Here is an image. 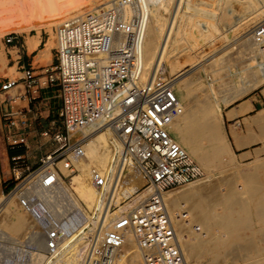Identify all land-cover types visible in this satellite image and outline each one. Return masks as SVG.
<instances>
[{
  "label": "built area",
  "instance_id": "obj_1",
  "mask_svg": "<svg viewBox=\"0 0 264 264\" xmlns=\"http://www.w3.org/2000/svg\"><path fill=\"white\" fill-rule=\"evenodd\" d=\"M102 8L65 19L55 28L53 61L46 74L48 82L58 87L61 108L52 125L39 133L40 138H49L53 149L10 192L35 227L21 239L0 230V264H34L38 259L40 264H48L60 242L71 235L79 237L81 264H118L129 230L142 250L144 264H187L162 196V191L203 176L200 166L170 132L182 105L165 63L159 62L150 82L142 81V18L126 20L116 1ZM251 34L264 67V19L254 25ZM21 61L20 55L18 63L30 90L35 86L33 68ZM15 85L8 81L2 90ZM26 116L27 111L4 114L12 148H29ZM97 123L109 129L114 138L107 169L93 178L97 200L86 215L72 204L59 177L65 181L78 171L74 161L84 156L83 136ZM39 144L43 147L47 143ZM60 163L69 170L68 175ZM130 169L137 171L153 193L135 212L112 219L114 209L124 203H118L121 193L133 181ZM188 219L184 212L183 220Z\"/></svg>",
  "mask_w": 264,
  "mask_h": 264
},
{
  "label": "bare ground",
  "instance_id": "obj_2",
  "mask_svg": "<svg viewBox=\"0 0 264 264\" xmlns=\"http://www.w3.org/2000/svg\"><path fill=\"white\" fill-rule=\"evenodd\" d=\"M113 1H116L118 3V5L122 10L123 17H125L126 20L130 21L131 19L137 16L142 18L144 25V39L141 45L142 59L144 65V73L142 76V81L150 82L153 79L157 67L159 65V62L165 63L167 65L165 66V72L166 74H168L169 77L172 78L175 92L182 105V112L176 119L173 120L170 128V132L174 135V139L183 147V149L188 154V156L200 166L201 170L203 171L205 170V172L207 173L208 171H210L211 165L215 163L214 161L220 158V156L225 151H227L226 145H218L219 142L223 139L219 123L221 122L222 119L224 106L238 98L241 99L242 96L248 94L250 91L258 88L264 83V67L262 66L259 60L258 48L251 34L254 25L261 19H264V4L260 6H256L254 3L252 7L249 6L251 7L250 10L248 9L250 13L247 10V13H249L248 16L245 15L240 17L239 21L237 20L238 18L237 19L235 18V20L232 21L230 20L231 23H233L236 20L238 22L236 25L233 23L235 26L232 28V31L234 29L232 36H228L227 34L228 37L225 36L224 37L225 39L221 37L223 39L222 41L220 38V41L224 44V46H221L222 43L220 41H217L216 43L214 42L211 46L206 47V50L204 49L203 53L202 52L200 53L199 52L200 49H199L198 50L199 53L196 55H192L190 53H188L190 55H187L185 54L187 52L183 54V51L181 50V46L185 42L181 44L180 41L186 40L187 38L191 37L190 33L187 32V30H190L191 27L190 28L188 27V29L186 28V26H188V23H192L191 18H189L190 16L186 17L183 15V11H184L183 9L186 8V6L189 7V5L185 4L186 0H0V9L3 10L2 12L0 11L2 13V14L0 13V16L5 15V17H9L10 20H12L11 18H14V20L15 18L16 19L18 18L19 19L17 22L18 24L16 23L15 25L17 26V28H21L19 32H28L30 31L31 28L29 26L37 28V30H41V28L39 29L40 25L42 26L47 25L49 28H51L56 24L57 27L60 24V23L57 24V22L63 20L66 16H69L70 14H73L75 12H79L80 14H83L89 11L100 10L103 9L102 7H105L107 4ZM223 1L224 0H220L222 4ZM231 1L233 6L235 0L234 2L233 0ZM217 2L216 4L215 3L213 4L216 6L218 5ZM220 2H218L219 5ZM249 7L244 6L242 10ZM238 14L239 13H237V15H234V17H237ZM205 17L208 16H204V18ZM207 19H210V17ZM5 20H1V21H5ZM187 20H189L190 22L187 23ZM214 26H215L214 23L208 25L202 24V27L204 29L202 27L201 28L202 30H207L208 32H210L213 30L212 28H214ZM218 26L220 27V25ZM194 27L196 26L194 25ZM197 31L199 32L198 29ZM229 32L230 31H228V33ZM216 33L217 34L222 33L221 29L219 28V30ZM40 38L41 36L40 34H38L35 36H30L29 40L33 41L32 44L34 43V45L36 46L39 43ZM123 38L124 35L121 34L120 40H122ZM209 38L210 36H208L207 40ZM192 41L195 42V39L192 38ZM159 43H160V47H157L158 51L156 54L157 59L156 61H154L152 56L153 48H155L154 45L157 46L159 45ZM207 44L208 43H206V45ZM51 45L52 44H50L49 42L48 44H46L45 52L42 54L43 56L45 54L48 55V57H50V53L52 49ZM238 46L242 51V55L248 57L249 65L247 67V71L250 72L252 79L248 83H245L244 85L239 84L240 86H235L232 84V82L231 83L225 82L224 80L227 79L228 77L226 76L227 78L224 79V76L222 75V71L225 72L224 70L226 69L227 71L229 70L227 63L230 60L232 61V59H229L231 57H227V58L222 57L220 54L221 52L224 53L229 52L230 50H233L234 47L236 48ZM35 48H37V46ZM221 57L222 59L223 58L224 59L222 60V62L218 63L219 59L221 60ZM192 58H195L193 65L189 63V60H191ZM44 59L45 58H43V60ZM0 63L2 64L5 63V57L2 52H0ZM207 67L211 68L212 75L217 76L216 78L218 79V81L220 80L223 83H220L218 85L220 87L222 86L221 88H218L217 86V88L220 91H216L213 88H210L211 86L209 87L210 88L209 89L206 86L208 88L207 89L208 91L207 90L205 91L206 93L205 97H207V99L200 101L197 99V96L195 94L196 92L195 83L196 81H198V79H200L199 71L202 69H207ZM226 72L224 73L225 75ZM10 82L13 83L15 81L13 82L10 81ZM243 109L248 111V109L246 108ZM241 112L243 114V112L245 111L241 110L240 113ZM226 115L229 117V119L230 118L232 119V117L236 115V112L232 108L228 110ZM258 119H260V123L263 126L262 128H264V114L262 118L260 117ZM256 121L257 120L255 119L254 122L256 123ZM262 128H260L261 129L260 131H262ZM234 132L235 131H233V133ZM263 132L264 130L261 132V136L259 138L255 137L256 139H253V141H249V142L253 143L257 141H264ZM83 137H84L83 140L84 156L74 161L79 173L73 175V178L71 180L72 188L66 185L62 177H59V180L62 182L63 188L67 192V195L69 196V199L72 202V204L78 205L80 208L83 209V212L87 215L88 210L84 208V205L82 203L83 201L79 200L78 198H82L88 204V207H90L88 209L92 210L95 207L97 195L93 186V178L95 177L96 174H101L107 169L110 160V142L113 141L114 137L111 131L100 123L88 127ZM202 139H206L208 141V144L205 146L202 145L201 144ZM260 166H261L259 168L261 171L260 175H262V173H264V164ZM59 167L64 174L68 175L70 173L63 163H60ZM247 176L244 175L241 177H244L248 180V182L245 183L246 185L244 183H243L244 185L243 184L242 185L244 187L248 186L251 189L250 205L252 206L254 217H253L252 226L250 225V227L252 228V231H254L257 234V242H260V240L262 241V239H260L259 236L264 235V176L263 175L262 176L258 175L255 177H253V175L251 177L250 176L247 177ZM241 177H239V179ZM207 179L208 178L202 180L201 182L195 181L196 183L195 182L189 183L190 186L178 192L162 191L163 199L174 221L177 236L181 248L183 250V253L185 255L186 262L187 260L191 261L192 258L197 257L199 255V252H201V250L207 244L215 242L216 239H221L222 242L224 241V243L227 244L230 241L231 234H234L236 235V237H239V238L234 237L235 239H240L242 236L241 233H238V228L240 227V223L243 222V219L241 218L239 219L238 217L233 216L236 214H234L235 209L231 208L233 202L230 197H226V198L224 197L223 200L226 206L229 207L228 209L231 212L229 214L227 213L228 217L226 216L227 214L223 213L225 214L226 217L223 216L224 219L222 218V221H220L222 222L223 228L224 227L226 228V232L220 233V230H214V232L216 231V233H213L211 231V224H212L211 220L213 218L214 220L215 218L217 219V215L219 213L217 214L216 211L218 210H216V208H215L216 210L215 212L217 215L215 214L213 215V213L209 212L210 205L209 202H207L208 200H206L207 197L205 198L207 194L201 192L205 190L203 189V187H205L204 186L205 182H209V180ZM213 181L214 180L212 179V182ZM214 182L215 185L218 183L216 181ZM128 185L121 193V197L123 198L122 200L124 201L136 195L141 189L138 185H136V183L134 184V182L133 184L131 185L128 184ZM213 187L214 189H216L215 186ZM214 189L212 190V193H215L213 192ZM73 191H76L78 196ZM207 191L205 190V192ZM218 192H219V188H218ZM152 193H153V188L147 192H143L137 195L135 197L136 199H133V201L128 206L127 205L122 206L119 204L120 208L118 211L113 213V215L111 216L113 217L112 219L122 215L125 212L126 213L135 212L137 209L142 207L145 202H147L148 198L152 195ZM200 193H202V195ZM215 196L217 197L221 195L219 194ZM211 197L214 198L212 195ZM208 199L210 201L211 198L208 197ZM119 200H121L120 197ZM214 200H212V202ZM221 203H218V205H220ZM246 203L244 202L243 204H241L240 208L245 210L248 205ZM134 204L135 205L139 204V206L133 209ZM184 206H186L185 208H187L188 209L187 212H189L188 220H183L182 210ZM219 208H220L219 210L221 211L222 209L221 206ZM129 210L131 211L129 212ZM223 214H220V216H222ZM202 226L203 229L201 228ZM30 227H31V222L28 219V216L15 203L14 199L8 201V198L0 197V230L6 232L7 235L9 236L19 237L22 236V234L28 232L27 230ZM196 227H199L200 230L202 231L196 233L197 232ZM135 243L137 244L135 236L133 232L129 230L124 236V242L121 248L118 262L122 263L127 258L126 260L127 263L129 260L130 264H142L138 250L135 247ZM139 251H141L143 257V253L140 248ZM263 252H264L263 248L260 249L259 252L257 251L258 255L256 258L257 260L256 262H262V260H264ZM48 264H81V247H80L79 237L75 235H71V236H67V238L62 240L60 242V245L56 253L50 259ZM187 264L189 263L187 262ZM262 264H264V261Z\"/></svg>",
  "mask_w": 264,
  "mask_h": 264
},
{
  "label": "rangeland",
  "instance_id": "obj_3",
  "mask_svg": "<svg viewBox=\"0 0 264 264\" xmlns=\"http://www.w3.org/2000/svg\"><path fill=\"white\" fill-rule=\"evenodd\" d=\"M215 1L220 2V0H188V1L186 0L185 1L186 2L185 4L189 5V7L186 6V8L183 9L184 10L183 15L186 17L190 16L189 18H191L192 23H188V22H190L189 21L190 19L187 20L188 26H186V28L188 29V27L189 28L191 27L190 30H187V32L190 33L191 37L187 38L186 40L180 41L181 44L185 42L181 46V50L183 51V54L185 52H187V53H185L187 55H190V54L196 55L199 52L203 53L204 49L206 50V47L211 46L214 42L216 43L217 41H220L221 37L223 39H225L224 37L227 36V34H228V36H232L233 31H234V29L232 31V28L237 24L240 17L245 16V15L248 16L250 13L249 10L254 5V3L256 6H260V5L264 4L263 3L264 0H250L252 3L249 0H241V1L235 0V2L233 0L234 3L232 6L231 0H224L225 2L223 1V4H222V2H220V5L217 2L218 5H216L217 6L216 7L213 4V3L216 4ZM211 3L213 6L211 5ZM248 3H250V4H248ZM244 6H246V7L251 6V7L245 8L244 10H242L244 8ZM232 7L235 9H233ZM202 8H204V9H202ZM211 8H213V9H211ZM247 10L249 13H247ZM0 11L2 12L3 10L0 9ZM214 11H215V13H214ZM236 12L239 14L237 17H234V15H237ZM79 14H80L79 12H75L73 14H70L69 16H66L63 20H60L59 22H57V24L61 23L65 19L77 16ZM216 14H217V16H216ZM224 14H227V15H224ZM229 15H231V16H229ZM204 16H208V17L204 18ZM227 16H229V17H227ZM209 17H210V19H207ZM211 17H214V18H211ZM215 17H216V19H215ZM217 17H218V20H217ZM229 18H231V19H229ZM235 18L236 19L238 18L237 19L238 21L237 20L234 21L233 22L235 24L234 25L233 23H231V21L235 20ZM0 19L1 20L6 19L5 21L0 20L1 21L0 22V52H2L4 54V57H5V63H3V64L0 63V94H1V100L4 101V104H6V103H8V99L5 97V93L7 91L2 90V86L5 83H7L8 81H10V79H12L11 80L12 82L16 81V85H17L19 82L18 81L19 78L24 76V74L19 73V71L22 70L21 65L18 63V59L20 58V55L22 56V61H21L22 63L23 62L27 63L29 57H31L33 55V51H30L27 48V41H28L29 37L40 34L42 43L38 47V49H36L37 51L44 48L45 44L46 43L48 44V42L50 44H52L51 46H52V50H53V48L55 46V34L54 33H55L56 24L54 26H52L51 28H49L47 25L46 26L40 25L39 29L41 28V30H37V28L29 26V27H31L30 31L19 32L21 28H17V26L15 25L19 20L18 18L17 19L15 18V20H16L15 21L14 18H11L12 20H10L9 17H5V15L4 16L1 15ZM185 19H187V18H185ZM212 23L215 24L214 28H212L213 29L212 31L208 32L207 30H202V28H203L202 24L208 25V24H212ZM194 25L196 27H194ZM199 25H200V27H199ZM218 25H220V27ZM225 26L226 27L229 26V27L226 28ZM218 27L221 29L222 33H218V34L216 33L219 30ZM196 28L199 30L200 33L197 31ZM228 31H230V32L228 33ZM215 34H216V36H215ZM208 36H210V38H209L210 40L208 39L209 41L207 40ZM214 36H215V38H214ZM12 37H16V39L12 43H9L8 39H11ZM192 38L195 39V42L192 41ZM222 38H221V41L223 40ZM204 41L208 44L206 45V43ZM202 44H204V45H202ZM222 44H221V46H224V44L223 45ZM200 45H202V46H200ZM154 47L155 48H153L152 56H153L154 61H156V59H157L156 54L158 51L157 47H160V43L157 46L154 45ZM198 50H199V52H198ZM27 53H28V56H26ZM188 53H190V54H188ZM220 55L222 57H225V58L231 57L229 59H232V61H233V62L231 60L229 61V59H228L229 62L227 63V66H228L229 72L227 71V69L224 70L225 72L227 71L226 75L224 74L225 72L222 71V75L224 76V79L227 77L229 78V79L227 78L228 81H227V79H225L224 80L225 82H230V83L232 82L233 85L240 86L239 84L244 85L245 83H248L252 79L250 72L247 71V67L249 65L248 57L242 55V51L240 50L239 46L236 48L234 47V49L230 50L229 52H225V53L221 52ZM222 57H221V60L219 59L218 63L222 62V60L224 59V58L222 59ZM200 60H202V59H200ZM194 61H195V58H192L191 60H189V63H191L193 65ZM51 62H52V54L50 56V63ZM165 66H167V65L165 64ZM230 66H232L233 68ZM208 68L209 67H207V69ZM207 69H202L204 71H202V70L199 71V76H200L199 78L200 79H198V81H196V83H195L196 84L195 85L196 86L195 87L196 88L195 94L197 96V99L200 101L207 99V97H205L206 96L205 91L210 86H211L210 88H213L216 91H220L218 88H221L222 86L220 87L218 85L220 83H223L220 80L218 81V79L216 78L217 76L212 75L211 68H209L208 70ZM209 74H210V76H209ZM208 76H209V78H208ZM210 77H211V79H210ZM215 78H216V80H215ZM217 86H218V88H217ZM263 86H264V83L261 86H259L258 88L250 91L248 94L242 96L241 99L240 98H238L239 100L236 99L238 101L234 100V101H232V102H230L224 106L222 119H221V122L219 123L223 139L221 140L222 143L220 141L218 145H226L227 151H225L220 156V158H218L216 160L217 162L214 161L215 163H213L211 165V169H210L211 172L208 171L206 173L205 170L204 171L202 170L203 176L200 178V180L196 181V182H199V181L201 182L202 180H205L206 178H208L207 180H209V182H205V184H204V186L208 189V191L205 187H203V189H205L208 193L205 192V190H203L201 192L204 194H207V195L211 194L214 197V198H212L211 195L205 196V198L207 197L206 200H208L207 202H209V205H210L209 206V209H210L209 212L213 213V215L214 214L217 215L219 213L217 215V219L215 218V220H214V218H213L211 220V223H212L211 224V231L213 233H216V231L214 232V230H220V233L226 232V228L225 227L223 228L222 222H220V221H222V218L224 219L223 216H225V214H227V213L229 214L231 212V211H229V209H228L229 207L226 206V204L223 200L224 197L225 198L230 197L232 202H233L231 208L235 209L234 214H236L233 216H236L239 219L240 218L243 219V222L240 223V227L238 228V233H241L242 236L240 239H235V238H239V237H236V235L231 234L230 241L227 244H225L224 241L222 242L221 239H216L215 242L207 244L201 250V252H199V255L197 257L192 258L191 261L187 260V262L189 264H262L264 261V260H262V262H256L257 261L256 258L258 255L257 251L259 252V250L262 248L264 250V235L259 236V238L262 239V241L260 240V242H257V234L254 231H252V228L250 227V225L252 226L253 217H254L253 216V214H254L253 209H252V206L250 205L251 189L248 186H246V187L243 186L245 183L248 182V180L244 177H241L244 175H246V176L248 175L247 177H249V176L251 177L252 175H253V177L258 176V175L264 176V173H262V175H260L261 171L259 169L261 167L260 165L264 164V153H260V152L254 153V152H251L249 150L241 152V153L234 151V149L232 148V145H231L229 135H228V124H227V121L225 119V115L228 112V110L237 106V104H239L244 99H246L252 92L261 89ZM173 137H174V135H173ZM48 140H49L48 137H42V138L37 140V143L30 146L28 149H26L24 146L12 148V146H10L11 142L7 139V133L5 134V142H1L2 145L4 146L3 151L5 150L4 151L5 154H6V150L14 151V152L23 151V155H21L23 157L21 160H18L15 162L12 159L10 160V162H7V158L5 160H3L1 157V154H0V197L8 198V201L14 199V201L16 203L15 198H13L12 193H10L11 189L22 179V177L27 175L31 169H34L39 165V163H40L39 160L41 159V157H43L45 155V153H47L53 149V146L51 145V143L47 142ZM45 142L47 144H45L43 147H41L39 143H45ZM201 144L205 146L208 144V141L206 139H202ZM28 146H29V142H28ZM26 151L27 152L29 151L28 155H26ZM78 173L79 172L76 171L75 174H78ZM129 173H130L129 178H132V180H133L132 183H130V185L133 184V182H134V184L136 183V185H138L141 189L139 190V192L136 195L127 199L126 201L122 200L123 198L120 196L121 200H119L118 203L121 201H124V203H122V206H126V205L128 206L133 201V199H136L135 197L137 195H139L143 192H147V191L152 189V187H148L146 185V181L139 176V174L137 173V171L135 169H130ZM17 177H19V179ZM239 177H241V178L239 179ZM72 178H73V175L71 177H69L67 180H65L67 185L71 186V188H72V185H70L68 182H71ZM212 179L218 183L215 185V182L214 181L212 182ZM210 180L212 183L210 182ZM213 183H214V185H213ZM71 184H72V182H71ZM210 185H212V186H210ZM188 186H190V185L186 184V185H183L179 188L171 190L169 192H176V191L178 192V191H180V190H182ZM213 186H215L216 189H214ZM126 187H127V185H126ZM212 188L214 189L213 192H215L216 194L212 193V190H213ZM218 188H219V192H218ZM215 190H217V191H215ZM209 191H211V192H209ZM73 192L77 195L76 191H73ZM217 192L221 196L216 197L215 195H219ZM202 193H200V194L202 195ZM213 194H215V195H213ZM201 195H199V196H201ZM202 197H204V196H202ZM208 197H210L212 200H214V199L215 200L212 202V200L210 199V201H209ZM217 198L220 200V202ZM78 199L83 201L82 203H83L84 207L88 210V213H89L90 209H88V208H90V207H88V204L82 198H78ZM221 202H223V203H221ZM244 202L245 203L247 202L246 204H248L245 210L240 208V205L243 204ZM218 203H221V204L218 205ZM236 205H238V206H236ZM138 206H139V204H136V205L134 204L133 209H135ZM220 206L222 208L221 211L219 210ZM185 207L186 206H184L182 213H184V211H185L189 216V212H187L188 209ZM119 208L120 207L114 209L113 212L118 211ZM215 208L219 212L216 211ZM133 209H131V210H133ZM131 210H129V212ZM225 210H227V211H225ZM215 211L217 212V214ZM223 213H225V214H223ZM220 214H223V215L220 216ZM228 214L226 215L227 217H228ZM28 219L31 222V227L27 230L29 232L31 229H33L35 227V225H34V222L30 216H28ZM216 225L218 228L216 227ZM198 226H200V225H198ZM201 228L203 229V226ZM253 230H254V228H253ZM28 232L22 234V236H19V237L14 236V237L21 239V238L25 237V235H27ZM196 233H198V232H196ZM250 244H252V245H250ZM135 247L138 250L141 263L144 264V259L142 257L141 251H139V248H138L136 243H135ZM263 254H264V252H263ZM126 260H127V258L123 261L124 263L118 262V264L119 263L120 264H128L129 260H128V263ZM39 263H40V259H38L37 263L35 262L34 264H39Z\"/></svg>",
  "mask_w": 264,
  "mask_h": 264
},
{
  "label": "crops",
  "instance_id": "obj_4",
  "mask_svg": "<svg viewBox=\"0 0 264 264\" xmlns=\"http://www.w3.org/2000/svg\"><path fill=\"white\" fill-rule=\"evenodd\" d=\"M32 42L33 41L28 39L27 48L28 50L33 51V55L29 57L28 62L33 68L35 86H33L30 90L27 88L28 85L25 80L26 75L24 70H21L19 73L24 74V76L19 78L17 85L5 93L8 103L4 104V101L1 100L0 94V154L3 160L7 158V162H10L11 160V152L6 150L5 154V150L3 151L4 146L1 143L5 142V134L7 133L4 125V114L6 112L15 113L27 111V140L30 147L37 143V140L40 139V131L45 127L51 126L52 121L58 118L61 108V101L58 97V87L55 83L50 84L48 82V76L46 74V69L52 64V62L50 63V57H48V55H42L45 52L47 43L44 48L37 51L36 49H38L42 43L41 38L39 43L36 45L37 48H35L36 46L34 43L32 44ZM51 54L53 61L52 49L50 56ZM26 56H28V53ZM43 58L45 59L43 60ZM11 80L12 79H10V81ZM243 108L248 109V111ZM233 110H235L236 115H234L232 119H229V117L225 115V119L228 124V135L234 151L241 153L249 150L254 153H264V141H257L253 143L249 142L253 141V139L259 138L261 136V132L264 130V128H262V124L260 123V119H258L260 117L262 118L264 114V86L261 89L252 92L246 99L239 103L238 106L233 107ZM241 110H244L245 112L242 114V112L240 113ZM13 117L18 120L23 119L18 115H14ZM255 119L257 120L256 123L254 122ZM259 127L262 128V131H260L261 129ZM232 130L235 132L233 133ZM28 154L29 151H26V155Z\"/></svg>",
  "mask_w": 264,
  "mask_h": 264
},
{
  "label": "trees",
  "instance_id": "obj_5",
  "mask_svg": "<svg viewBox=\"0 0 264 264\" xmlns=\"http://www.w3.org/2000/svg\"><path fill=\"white\" fill-rule=\"evenodd\" d=\"M11 152V159L15 156H21L23 155V151H17V152H14V151H10Z\"/></svg>",
  "mask_w": 264,
  "mask_h": 264
}]
</instances>
